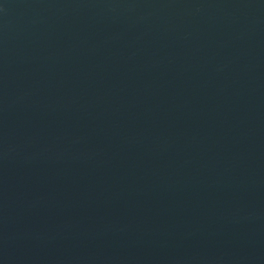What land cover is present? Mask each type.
I'll list each match as a JSON object with an SVG mask.
<instances>
[{
    "label": "water",
    "instance_id": "obj_1",
    "mask_svg": "<svg viewBox=\"0 0 264 264\" xmlns=\"http://www.w3.org/2000/svg\"><path fill=\"white\" fill-rule=\"evenodd\" d=\"M0 264H264V0H0Z\"/></svg>",
    "mask_w": 264,
    "mask_h": 264
}]
</instances>
